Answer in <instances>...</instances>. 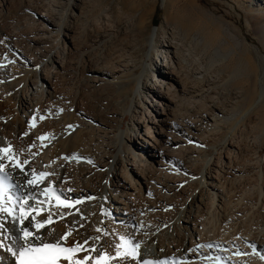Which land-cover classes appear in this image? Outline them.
Instances as JSON below:
<instances>
[{"label":"bare ground","instance_id":"bare-ground-1","mask_svg":"<svg viewBox=\"0 0 264 264\" xmlns=\"http://www.w3.org/2000/svg\"><path fill=\"white\" fill-rule=\"evenodd\" d=\"M161 2L166 14L173 13L165 17L170 27L156 25L148 34L144 19L151 15L153 0H118L111 8L131 15V26L122 33L129 34V40L122 42L129 49L130 45L139 47L143 59L150 58V71L156 79L142 82L146 66L143 59L136 62V56L119 58L115 53L117 59L107 61L109 66L94 64L89 71L94 74L93 86L103 92L100 116L86 114L84 118H75L65 95L57 89L58 95L53 84L55 80H64L69 54L76 51L82 57L86 55L84 44H74L72 31L67 27L70 22L83 20L87 24L85 17L92 10L81 4L82 0H67L69 12L59 25L49 14L35 12L38 26L34 35L26 38L25 49L17 45L14 35L11 38L16 40L8 41L10 37L0 27V46L12 45L10 51L2 47L0 52V69L8 71L0 75V148L10 147L15 163L20 164L14 167L13 161L0 160L11 177L6 181L8 195L13 199L19 197L15 205L17 219L0 212V224L4 225L0 238L22 237L18 217L20 204L27 200L26 210H43L36 221L29 217L23 226L45 241H59L67 247L82 245L83 250L73 258L89 257L85 264H137L138 260L142 264L145 259L154 264H264V162L256 161L250 144H244V148L240 142H230L232 149L225 150L215 163L210 158L214 153L205 143L209 132L201 130L210 129L214 135L217 125L218 136L220 127L228 122L234 125L241 116L234 119V104L227 101L225 94H217V107L201 112L202 123L191 119L193 113L185 114V104L196 103L191 100L195 91L190 90L196 84L188 86L190 77L184 74L176 37L184 31L199 32L201 25H195L194 14L186 12L178 0ZM189 9L195 8L191 4ZM104 17L103 25L85 32L86 39L90 37L93 44L109 29V18ZM53 31L57 35L56 50L51 49L42 57L40 51L46 50L42 35ZM61 34L70 43L68 47L65 42L59 46ZM149 47L152 55L146 51ZM39 54L41 58L37 57ZM45 60L48 62L39 68ZM39 79L42 84L38 87ZM232 85L237 91L230 100L235 105L250 103L247 111L251 110L257 98L240 82ZM257 96L263 98L264 92L261 90ZM127 115L128 127L122 130ZM259 125L261 128L255 130L262 137L264 121ZM200 156H206L203 164L199 163ZM42 172L49 175L42 182L28 184L33 173L38 176ZM163 176L174 177L171 185H166L168 189L189 191L184 205L171 220H165L164 213L172 210V196L160 197L153 192L163 188ZM127 183L130 186L125 190ZM45 188L50 190L49 195H45ZM239 188L248 191L243 189L238 197ZM55 196L71 207L58 205ZM5 206L12 207L11 203ZM49 213L53 222L37 232L33 225ZM169 227L173 229L171 235L165 232ZM67 232L71 235L62 240ZM121 236L132 244H140L137 259L116 255L118 244L122 245L121 254L128 247ZM4 243L11 244V240L5 239ZM19 243L23 244V240ZM0 264H16V257L0 248ZM60 264L68 261L61 260Z\"/></svg>","mask_w":264,"mask_h":264},{"label":"rangeland","instance_id":"rangeland-1","mask_svg":"<svg viewBox=\"0 0 264 264\" xmlns=\"http://www.w3.org/2000/svg\"><path fill=\"white\" fill-rule=\"evenodd\" d=\"M0 2V27L4 30L5 34L10 37L8 38V41L12 42L15 38H17V40L15 39L18 41L17 45L23 49L26 47V38L34 35L36 26H38L37 16L34 14L35 12L40 11V13L49 14L50 18L57 25L63 22L66 16L65 14H68L69 12L67 0H0ZM2 2L4 5H2ZM117 2L118 0H82L81 4L85 5L88 10H92L89 14H87L88 18L87 16L85 17L87 24H85L86 22L83 20L85 23H83V21L78 23L70 22L68 23L69 25H67V27H69L72 31L71 37L73 38V43L84 44L83 49L85 50L86 55L85 57H82L76 51L69 54L66 59V72L62 77L64 80H55L56 82H53V84L55 83V87H53L56 90V93L58 89L59 94L63 93L65 95L66 104L70 105L69 108L73 110V116H75V118H84L86 114V116L102 115L101 110L104 105L103 92L100 87L98 88L93 86L92 78L94 77V74L89 71L90 67L94 64L96 66H100V64L107 66V61L113 62V60L115 61L117 59V56H120L119 58H130L131 56L132 59L133 56H136L134 57L136 62L138 59L141 61L144 57V53L139 47L136 46L132 48L133 46L130 45L131 47L129 49L128 47L126 48L124 42H122L125 39L127 41L129 40V34L122 33L129 30L128 28L131 26V15L128 17L129 14L118 12L115 8V10L111 9ZM178 2L184 5L186 12L194 14L193 17L195 19V25H201V30L199 32H196L195 30L184 31L183 33L180 32L181 35L176 37L179 39V48L181 49V62L183 64L184 74H186L187 78L190 77L188 86L196 84L193 85L190 90L197 92H193L194 99H191L196 103L185 104V114L193 113L191 119L199 120L202 123L203 120L201 119V112H206L213 107H217V94L227 95L225 98H227L228 102L233 103V106L235 107L234 119L236 117H241L236 118V121L234 119L232 120L235 121L234 125L232 124L233 126L231 125L233 122H228L220 127L218 136L217 125L216 128L213 129L216 131V133L213 131V133H215L214 135L211 134L212 131L210 129L201 130L209 132L208 137L205 139V143L208 147H212L214 154H212L210 158L215 163L219 155L222 156L224 152L232 149L228 146L230 142L233 145L235 142H240L243 147L244 144L247 146L250 144L252 151L256 152V161L261 160L263 163L264 136L258 137L257 132L259 133V131L255 129L259 127L261 128L262 125H259V123L262 124L264 121V97L259 98L257 96L261 93V90L264 92V0H178ZM191 4L192 8H195L194 10L189 9ZM117 12L118 14H116ZM74 13L76 15L78 14V11H75ZM170 14L172 15L173 13L170 11H168L167 14L165 13L161 0H153L151 15L149 17H145L144 19V25L148 26V30L145 33L148 34L150 31L152 32L153 27L156 25H162L164 28L168 29L170 26L165 22V17H168ZM104 16L109 18L107 22L109 29L104 33L105 36L107 35L108 37L103 35L98 43L95 42V44H93L91 43L92 39L90 40V37L89 39H86L87 37L85 32L87 33L89 29L95 28L94 26L100 27L103 25L104 22H106ZM88 21L90 23H88ZM101 21H103V23ZM95 22H98L97 25H93L96 24ZM63 32H66L65 29H63ZM177 32H179V30H177ZM107 33L110 34V36ZM12 35H14L15 38H11ZM56 36L57 35L54 31L47 32L42 35V39H44L42 46L44 47L43 49L47 50H39L42 52V57H45V54L51 51V49L52 51L56 50ZM64 42L66 43V47L70 45L68 40L63 37V34H61L59 46L62 47V43ZM118 43H121L122 45H119ZM116 45L118 46V49ZM10 46L11 48H8L6 45L7 50L9 51L12 49V45ZM2 47L3 45L0 46V52ZM6 47H3V49L6 50ZM122 47L126 50L122 49ZM141 51L143 54L140 53ZM146 51L150 53L152 51L151 47L147 48ZM34 52L35 54L40 53L38 51ZM115 53H118V55L116 56ZM41 54L37 55V57L41 58ZM124 54L127 56L125 57ZM152 54L153 52H151V55ZM108 55L111 57L109 58ZM112 56L114 57L112 58ZM138 56L143 57L139 58ZM3 59L1 58V60ZM104 59L106 62H104ZM68 60L69 62H67ZM99 61L106 64H103L102 62L99 63ZM143 61L145 62L146 67L142 82L146 83L147 80H154L156 77H153V72L150 71V58H144ZM47 62L48 60H45L39 68H42ZM70 68H73L74 70H71ZM1 69L0 75L8 72ZM244 69L246 72L248 71L247 78V73L246 75L243 73L245 71ZM195 78L199 79L197 81H193ZM239 82L242 87L244 86L245 88H248L251 94L257 98L256 103L249 111L247 110L250 107V103L246 102L235 105L234 101L230 100L232 93L237 91L234 90L235 87H233L232 84ZM41 84L42 82L39 79L37 86L39 87ZM196 94H199L198 97ZM128 123L129 115L126 116V120L121 125L122 130L127 129ZM192 129H194V127L191 128V131ZM238 137H240V139ZM116 152L117 150L114 151L115 154ZM205 157L206 156H200L198 158L199 161L201 159L199 163L202 162V159L205 160ZM144 158L148 161L145 156ZM222 160L224 161V159ZM195 163L197 164V167H200L197 160ZM201 164H203V162ZM119 168L121 170L120 165ZM120 170L118 171L120 172ZM161 178L163 179V183H161L163 188L159 186L161 187L160 191L158 189H154L153 192L155 191V194L160 197L162 194L172 196L173 202L170 207L172 210H168L164 213L166 214L165 220H171L174 218V214L179 210V208L184 205V201L186 200L189 191L174 188L168 189L166 185H171L170 183L174 180V177L166 178L163 176ZM129 186V183L125 184V190L128 189ZM155 187L157 188L158 185ZM239 189V192L237 193L238 197L240 192L242 195L244 190H246V192L248 191L244 188ZM111 194L112 192L109 193V196H112ZM156 204L159 205V202H156L155 205ZM171 228L174 229V225H171ZM171 228L169 227L165 230V232H169L168 235L173 234L171 231L173 229Z\"/></svg>","mask_w":264,"mask_h":264},{"label":"snow or ice","instance_id":"snow-or-ice-1","mask_svg":"<svg viewBox=\"0 0 264 264\" xmlns=\"http://www.w3.org/2000/svg\"><path fill=\"white\" fill-rule=\"evenodd\" d=\"M41 140H44L45 137H40ZM0 160H4L7 158L9 161H13L14 167H20V164L15 163L13 156L10 154L11 149L9 148H0ZM6 165L3 163H0V173H3V175H0V212H6L9 215L13 216L14 219H17L15 214V205L16 201L19 199L17 197L16 199H13L10 195L7 193V184L6 181L10 180L11 177L8 176V174L4 171ZM22 170V169H21ZM49 174L48 173H39L37 176L35 173H33V178L31 180H28L29 185H34L37 183V181H43ZM45 195H49L50 190L45 188L44 189ZM52 196H54V192L51 193ZM7 196V200H5V197ZM55 199L58 203V205H61L63 207H71L70 204L66 203L65 201L60 200L58 196H55ZM81 201H77L76 203H80ZM6 203H11L12 207H6ZM27 204V200L24 201V203L20 204V216L18 217L20 224H21V232L22 237L19 238H10V237H3L0 238V248H5L8 252H10L14 257H16V264H60L61 260L68 261V264H85V262L89 259V257H84L82 259H74V255L78 253L79 251L83 250V246L80 244H76L72 247L67 246H61L59 241H45L41 236L36 235L35 233L29 231L27 227H24V221L29 220V217H31V221H36V217L41 214V211L43 209H36V208H28L25 209V205ZM35 213V215H32V213ZM53 222L52 214L49 213L48 216L40 221H37L33 227H35L36 231L39 232L40 229L44 228L45 226L51 224ZM4 229V225L0 224V230ZM100 229H97V232H100ZM71 235V232L65 233L61 239L67 240L68 236ZM10 239L11 244H5L4 240ZM23 240V244L19 243V240ZM99 239V237H97ZM121 241L124 242V244L128 245L125 252L123 254L120 253L119 249L122 245L118 244L117 247V253L116 255H124V256H131L133 259H137L139 256L138 249L140 248V244H132L131 240L125 241V238L123 236L120 237ZM34 241H39V244L35 243ZM86 243V242H85ZM102 259V258H98ZM109 259H114V257H109ZM137 264H141V262L138 260ZM142 264H154L153 261L150 260H143Z\"/></svg>","mask_w":264,"mask_h":264}]
</instances>
